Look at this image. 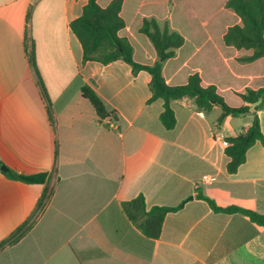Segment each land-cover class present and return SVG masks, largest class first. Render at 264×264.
<instances>
[{
    "label": "crops",
    "instance_id": "crops-1",
    "mask_svg": "<svg viewBox=\"0 0 264 264\" xmlns=\"http://www.w3.org/2000/svg\"><path fill=\"white\" fill-rule=\"evenodd\" d=\"M87 3L0 0V163L22 175L47 174L45 184H27L0 169V245L33 215L45 189L53 191L26 236L0 251V264H264V226L215 212L197 197L264 215V145L251 147L234 174L225 153V139L248 129L253 115L227 116L219 126L221 108L202 112L183 98L171 103L177 123L167 129L160 120L164 101L149 103L148 72L135 74L124 61L84 63L71 23ZM126 32L145 52L138 60L153 63L150 44L131 25ZM32 43L50 104L29 59ZM191 44L165 64L169 84L199 70L227 99L235 89L264 86H255L253 76L241 88L223 83L224 74L246 78L235 71L245 68L235 62L242 53L220 39L208 34ZM84 86L117 120L99 119ZM256 112L264 135V109ZM139 195L148 209L187 202L151 240L122 210Z\"/></svg>",
    "mask_w": 264,
    "mask_h": 264
},
{
    "label": "trees",
    "instance_id": "trees-1",
    "mask_svg": "<svg viewBox=\"0 0 264 264\" xmlns=\"http://www.w3.org/2000/svg\"><path fill=\"white\" fill-rule=\"evenodd\" d=\"M136 11L139 15L135 14ZM203 24L209 25L208 32ZM128 25L132 26L138 38L150 44L156 56L153 63L138 60L137 57H142L145 52L136 46L126 32ZM71 29L83 46L84 63L99 62L107 66L116 61H124L131 66L133 73L145 71L151 75L152 95L149 103L158 99L164 101L160 120L169 130L175 128L177 123L171 103L183 98L191 99L202 112H210L214 107L221 108L222 114L217 123L219 126L227 116L253 115L248 129L236 137L225 139V153L230 158L227 166L229 174L236 173L245 163L247 151L257 142L264 145L260 118L256 112L264 109V86L235 89L232 98L227 99L216 83L205 84L199 70L189 71L185 82L176 84H169L164 74L168 61L177 58L181 50L189 53L193 50L192 42L204 40L211 34L215 40L220 39L224 47L242 53L235 57V62L245 68H234L246 80H237L231 73L228 76L224 74L221 75L224 84L241 88L253 76L255 86L263 85L264 0H88L81 17L71 23ZM29 59L50 104L37 68L33 43ZM81 93L92 104L100 120L111 115L117 120L116 114L108 112L92 88L84 86ZM235 99L240 103H234ZM3 173L27 184H45L47 181L46 173L22 175L12 170ZM52 196L53 191L45 189L33 215L1 243L0 251L17 244L26 236L44 213ZM197 197L207 201L215 212L239 213L264 226V215L238 206L219 207L201 193ZM186 202L177 207L154 206L148 209L145 197L139 195L123 202L121 206L125 216L137 229L147 238L156 240L161 236L166 216L181 210Z\"/></svg>",
    "mask_w": 264,
    "mask_h": 264
},
{
    "label": "water",
    "instance_id": "water-1",
    "mask_svg": "<svg viewBox=\"0 0 264 264\" xmlns=\"http://www.w3.org/2000/svg\"><path fill=\"white\" fill-rule=\"evenodd\" d=\"M0 169L3 172H7L9 170L5 165H1Z\"/></svg>",
    "mask_w": 264,
    "mask_h": 264
},
{
    "label": "built area",
    "instance_id": "built-area-1",
    "mask_svg": "<svg viewBox=\"0 0 264 264\" xmlns=\"http://www.w3.org/2000/svg\"><path fill=\"white\" fill-rule=\"evenodd\" d=\"M203 179H204V180H208L209 177H208V176H204Z\"/></svg>",
    "mask_w": 264,
    "mask_h": 264
}]
</instances>
